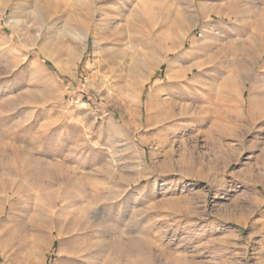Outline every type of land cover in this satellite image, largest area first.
Here are the masks:
<instances>
[{
	"label": "rangeland",
	"instance_id": "rangeland-1",
	"mask_svg": "<svg viewBox=\"0 0 264 264\" xmlns=\"http://www.w3.org/2000/svg\"><path fill=\"white\" fill-rule=\"evenodd\" d=\"M263 22L264 0H0V264H127L130 237L192 264H264V69L238 98L255 121L230 86ZM191 64L199 121L156 144L150 95ZM55 165L74 185L41 180Z\"/></svg>",
	"mask_w": 264,
	"mask_h": 264
},
{
	"label": "bare ground",
	"instance_id": "bare-ground-1",
	"mask_svg": "<svg viewBox=\"0 0 264 264\" xmlns=\"http://www.w3.org/2000/svg\"><path fill=\"white\" fill-rule=\"evenodd\" d=\"M253 48L251 45L247 49L248 53L244 51L247 56H245L244 58H241L242 59L241 65L239 64V68L233 71V77H232V80L230 81L231 88L234 89L235 93L237 94V97L235 100V107L238 110L237 116L244 117L247 121H250V122L255 121L254 114L248 113L247 115H245L241 106L239 105L238 98H239V94L243 91V89L247 87L250 91L255 89L256 79L258 76L257 73L259 70L264 69V60H262L263 55H264V46L258 50L253 49ZM157 67H158V64L153 65L152 66L153 71H155ZM169 69L170 70L167 72L168 74L166 77L168 80L167 87H159L156 90H154L153 93L150 95L151 102L154 100V98H156L155 101H156V106H157L155 114H156L159 132L156 136V139L154 140L156 144L157 143L162 144L165 141H168L169 139H173L174 141L179 139L185 130H188V131L191 130L196 125V123L199 121V114H200L199 104L201 103L200 96H201L202 88L198 86L197 84H192L195 78L194 71L198 69L197 66L193 64L184 66V67H176V66L169 65ZM171 69L172 70L174 69L175 71L170 73ZM139 79H140L139 85L140 84L142 85L149 81L150 76L143 74L140 76ZM136 89L137 88H135V90ZM141 95L142 93L140 92L139 96L135 97L139 103H140V99H142ZM261 108L259 110L261 111V118H262V116L264 117V107L262 109ZM128 124L130 126H135L133 125L135 123L133 121L130 122V120L128 121ZM38 174L41 180L65 181L67 184L74 183V181L71 178H68V177L64 178L65 176L64 170L61 165L59 166L55 165L54 169H52L51 171L50 170L49 171L40 170ZM148 174H151V172L149 173L143 168L137 177L139 181L142 182L148 176ZM7 187L8 189L6 190V193L8 194V197L10 199H11L10 194H12V196L15 197L16 199L20 198V195L22 194L20 188L14 187L13 183H8ZM77 196L78 195H70L67 199H65V201L66 202L76 201L78 198ZM58 199L59 197L57 196L55 192H51L46 196L47 202H49V205H51V207L54 209L52 212H50V215H49L50 221L53 219L55 223L54 227L49 228L51 233L60 232L59 216H60L61 211L56 210L58 208ZM9 217H11V213H9ZM75 223H76V220L72 218L70 220V224L74 225ZM8 239L12 243L14 239L13 235L9 234ZM125 246H126V250H123L125 252L122 251L123 256L124 254L130 255L129 256L130 259H127V264H192L190 261L186 260V258L184 257H180V258L171 257V255L166 253L160 245H157L155 242H152L148 237H145L144 239H139L137 237L136 238L130 237L126 241ZM17 258L20 264H26L29 261V257L27 256L21 257L20 255V257L18 256Z\"/></svg>",
	"mask_w": 264,
	"mask_h": 264
}]
</instances>
